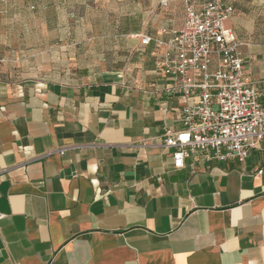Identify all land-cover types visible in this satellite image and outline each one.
<instances>
[{"label":"crops","instance_id":"1","mask_svg":"<svg viewBox=\"0 0 264 264\" xmlns=\"http://www.w3.org/2000/svg\"><path fill=\"white\" fill-rule=\"evenodd\" d=\"M96 1L82 4L101 14ZM224 1L264 108V0ZM158 3L163 17L139 32L115 22L93 35L81 24L69 60L85 65L62 74L42 64L54 40L17 23L13 39L2 31L1 48L30 49L13 67L0 53V264H264V142L243 163L191 156L182 170L163 146L166 128L181 129L184 100L165 93L154 42L132 37L167 43L161 30L181 28L182 2ZM44 29L55 31L52 20Z\"/></svg>","mask_w":264,"mask_h":264},{"label":"built area","instance_id":"2","mask_svg":"<svg viewBox=\"0 0 264 264\" xmlns=\"http://www.w3.org/2000/svg\"><path fill=\"white\" fill-rule=\"evenodd\" d=\"M169 2H182L184 12L181 28L161 30L169 42L132 37L141 47L154 42V68L168 82L165 93L184 100L181 129L163 134L164 148L173 150L172 168L184 169L191 156L205 164L243 163L251 150H261L264 108L258 86L245 74L241 43L224 25L233 7L224 0H160Z\"/></svg>","mask_w":264,"mask_h":264},{"label":"rangeland","instance_id":"3","mask_svg":"<svg viewBox=\"0 0 264 264\" xmlns=\"http://www.w3.org/2000/svg\"><path fill=\"white\" fill-rule=\"evenodd\" d=\"M34 3H37V6L39 7L49 6V9H37V7L35 8ZM95 4L101 6V14L89 13V11H87L88 9L82 4V0H11L10 3L9 0H0V35L4 28H7L10 30L8 34L9 38L13 39L16 35L14 27L15 23H17V29L19 28V24L23 25V29H36V31H33L32 33L28 31L31 37L35 39L51 38L54 40L53 45L55 46L48 53L50 61H46L42 64L48 66L51 69V72L61 73L60 69H67L69 68L68 65H71V68L74 65H85L81 63L82 61L79 63V58L69 60L70 57L73 58L71 56L73 50L68 48L70 40L72 39V42H79L86 35L87 31L85 28L82 30L81 24L89 23L92 27L89 33L93 35L97 34V28H100L102 33L109 35L111 31L109 27H106V24L114 25L115 22H119L124 26L127 25V27L135 33L145 27L144 22H146L148 18H153L154 16L157 17L154 23L157 24L156 22L158 19L163 17V9L167 8H162L159 5L158 0H154V3L151 5H149V0H97ZM14 6L23 7L21 15L4 13V7L9 8ZM32 6L34 8H31ZM63 7H65V13L64 10L61 12ZM51 8L55 9L56 15ZM50 20H52L55 25V31L47 34V30H42V28H45L47 22ZM74 26H78L79 29L76 31V34L75 31L71 29V27ZM56 28H59L60 31L56 30ZM23 34L25 35L27 32H24ZM94 42L98 44V46L107 45V43H104L100 39H96ZM4 49H6L8 57H13L10 59L8 58L6 65L8 67H13L21 65L20 63L13 61L18 55H22L21 53H18L19 49L27 51L30 48H17L10 46L5 48L0 47L1 54H3ZM40 49L43 51L45 47L41 46ZM17 53L18 55H16ZM82 53L83 52H81V54ZM51 66L54 67L53 70Z\"/></svg>","mask_w":264,"mask_h":264}]
</instances>
